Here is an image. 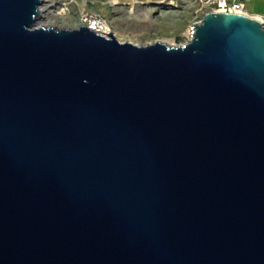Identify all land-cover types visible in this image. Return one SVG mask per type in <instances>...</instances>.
I'll return each instance as SVG.
<instances>
[{
	"label": "water",
	"instance_id": "1",
	"mask_svg": "<svg viewBox=\"0 0 264 264\" xmlns=\"http://www.w3.org/2000/svg\"><path fill=\"white\" fill-rule=\"evenodd\" d=\"M0 0V264H264V27L37 25Z\"/></svg>",
	"mask_w": 264,
	"mask_h": 264
},
{
	"label": "rangeland",
	"instance_id": "2",
	"mask_svg": "<svg viewBox=\"0 0 264 264\" xmlns=\"http://www.w3.org/2000/svg\"><path fill=\"white\" fill-rule=\"evenodd\" d=\"M252 16L264 19V0H246ZM101 17L119 41L144 45L188 40L190 27L204 11L197 0H42L37 25L78 27L83 15Z\"/></svg>",
	"mask_w": 264,
	"mask_h": 264
},
{
	"label": "built area",
	"instance_id": "3",
	"mask_svg": "<svg viewBox=\"0 0 264 264\" xmlns=\"http://www.w3.org/2000/svg\"><path fill=\"white\" fill-rule=\"evenodd\" d=\"M200 3V10L204 11V14L208 11H216V12H235L246 14L252 16L247 8L246 0H197ZM264 27V19L258 18ZM199 18L197 21H200ZM196 21V22H197ZM87 25L90 29L94 30L100 34H108L109 25L106 23L104 19L99 16H96L92 13H85L83 15L82 23ZM194 32V27H190V33L188 36L189 41L192 38ZM186 41V42H187Z\"/></svg>",
	"mask_w": 264,
	"mask_h": 264
},
{
	"label": "bare ground",
	"instance_id": "4",
	"mask_svg": "<svg viewBox=\"0 0 264 264\" xmlns=\"http://www.w3.org/2000/svg\"><path fill=\"white\" fill-rule=\"evenodd\" d=\"M114 3H116L117 2V0H112ZM254 17H256V16H254ZM257 18V17H256ZM260 18V17H259ZM39 25V24H38ZM111 32V28L109 27V31H108V33H110ZM112 33V32H111ZM189 33H190V30H189ZM113 34V33H112ZM114 35V34H113ZM115 36V35H114Z\"/></svg>",
	"mask_w": 264,
	"mask_h": 264
}]
</instances>
